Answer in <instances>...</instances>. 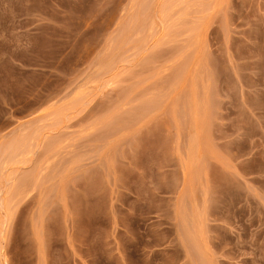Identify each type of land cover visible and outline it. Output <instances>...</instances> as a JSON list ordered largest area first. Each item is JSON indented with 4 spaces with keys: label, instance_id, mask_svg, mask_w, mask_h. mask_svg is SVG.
Returning a JSON list of instances; mask_svg holds the SVG:
<instances>
[{
    "label": "rangeland",
    "instance_id": "rangeland-1",
    "mask_svg": "<svg viewBox=\"0 0 264 264\" xmlns=\"http://www.w3.org/2000/svg\"><path fill=\"white\" fill-rule=\"evenodd\" d=\"M0 264H264V0H0Z\"/></svg>",
    "mask_w": 264,
    "mask_h": 264
}]
</instances>
